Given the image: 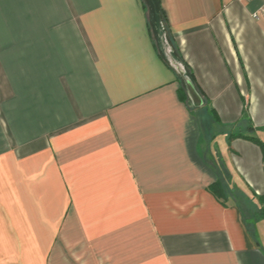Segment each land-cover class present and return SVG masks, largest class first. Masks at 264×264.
Segmentation results:
<instances>
[{
	"label": "crops",
	"instance_id": "1",
	"mask_svg": "<svg viewBox=\"0 0 264 264\" xmlns=\"http://www.w3.org/2000/svg\"><path fill=\"white\" fill-rule=\"evenodd\" d=\"M149 2L0 0V264H264V155L229 140L264 126V0ZM213 154L243 207L210 191Z\"/></svg>",
	"mask_w": 264,
	"mask_h": 264
},
{
	"label": "trees",
	"instance_id": "2",
	"mask_svg": "<svg viewBox=\"0 0 264 264\" xmlns=\"http://www.w3.org/2000/svg\"><path fill=\"white\" fill-rule=\"evenodd\" d=\"M165 19V16H164ZM157 24L159 25L160 21L162 20V17L159 16L157 17ZM156 26V36L158 39L159 44L162 46V35L166 36V30H164V28L160 27V26ZM164 37V38H165ZM163 48V46H162ZM164 50V48H163ZM162 50V51H163ZM165 54V52H164ZM172 54L174 55V57L181 62V64L184 65L185 69H186V74L188 75L187 77L190 78V80L194 83L195 86V90L198 91V93L200 94V96L202 97V105L197 106L194 103H192V99L190 98L189 92H188V88L186 85V81L184 79V77H182V75L179 73V77H180V81H181V85L180 88L178 89L180 91V97H182L184 100L189 101V103H192L193 107L196 109L202 108L204 105H207V103L205 102L207 97L205 96L204 92L202 91V89L199 87V85L197 84V81L195 80V78L193 77L194 73L193 71L187 66V64H185V62L178 56V54L173 51ZM166 56V54H165ZM166 59L168 60L167 56ZM168 62L170 63V61L168 60ZM171 64V63H170ZM210 112L212 115V117L215 120H219V116L216 114V110L213 107H210ZM244 116L247 117V119L250 118L248 117L247 114V109H244L243 112ZM248 130L246 132H232L229 135V140L234 138V137H244L247 140H250L254 143H256L260 148H261V152H263L264 155V139H261V137L258 136L257 132L259 131H264V126H260V127H256L253 125V123L250 121L249 122V126ZM214 156V154L212 155ZM216 161H218V164L216 163V161L214 162V166L217 170L218 173V179L213 182L210 186V191L212 192V194H214L216 196V198L221 201L223 204H225V201L233 198L235 199L241 207H243L241 205L243 198H245V193L240 190L238 187H236L233 183H232V172L229 169V167H227L226 162L223 160L222 157H219L218 154L214 156ZM213 157V158H214ZM213 160V159H212ZM224 176L226 177V179L224 180ZM241 193V195H240ZM252 197L257 199L258 205H260V210L258 213H256V215L260 218H264V194H256V192L252 193ZM246 213H251L250 210H245L244 212Z\"/></svg>",
	"mask_w": 264,
	"mask_h": 264
},
{
	"label": "water",
	"instance_id": "3",
	"mask_svg": "<svg viewBox=\"0 0 264 264\" xmlns=\"http://www.w3.org/2000/svg\"><path fill=\"white\" fill-rule=\"evenodd\" d=\"M165 35H162L161 39H162V46L164 48L163 52H165L168 60L170 61V63L179 71V73L182 75V77H184L185 81H186V85H187V90L189 92L190 98L192 99V103H194L197 106L202 105L203 101H202V97L200 96V94L198 93L197 90H195V86L194 83L190 80L189 77H187L188 75L186 74V69L184 67L183 64H181L180 61H178L174 55L172 54V51L167 43V40L164 38Z\"/></svg>",
	"mask_w": 264,
	"mask_h": 264
},
{
	"label": "rangeland",
	"instance_id": "4",
	"mask_svg": "<svg viewBox=\"0 0 264 264\" xmlns=\"http://www.w3.org/2000/svg\"><path fill=\"white\" fill-rule=\"evenodd\" d=\"M146 1V3H147V5H148V10H149V14L151 15V11H152V7H151V4H150V2H149V0H145ZM152 26V25H151ZM152 29L154 30V32H156L155 31V29H154V26H152ZM211 113H210V111H208V110H205V117L206 118H208V119H210V118H212V115H210ZM205 127L204 128H207L208 126H210L212 129H213V131H214V133H216V134H219L220 135V133H221V131L222 132H224V130H226L227 128H225V127H222L221 125H219V127H218V125L216 126V124H214V123H212V121H211V123H212V125H211V123L210 124H208L207 123V121L205 120ZM209 127V128H210ZM218 127V128H217ZM208 129V128H207ZM228 130V129H227ZM212 133L213 132H211V135H212ZM214 156H212V159H213V161L215 162L216 161V159H215V157L213 158ZM216 163L218 164V161H216ZM226 179V177L224 176V180ZM249 215L246 217L247 219H248V223L250 224V227H251V229H252V231H254V232H260V238H264L263 236H264V223H261L263 226V229L262 228H260L261 226H260V222L259 221H257V220H255L254 218H253V216H251V213H248ZM257 219V218H256ZM262 222V221H261ZM259 230V231H258Z\"/></svg>",
	"mask_w": 264,
	"mask_h": 264
},
{
	"label": "built area",
	"instance_id": "5",
	"mask_svg": "<svg viewBox=\"0 0 264 264\" xmlns=\"http://www.w3.org/2000/svg\"><path fill=\"white\" fill-rule=\"evenodd\" d=\"M253 16L255 18L264 17V2H263V4L259 8H257L256 11L253 12Z\"/></svg>",
	"mask_w": 264,
	"mask_h": 264
}]
</instances>
